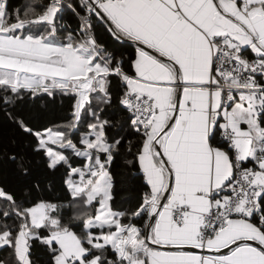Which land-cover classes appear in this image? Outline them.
I'll list each match as a JSON object with an SVG mask.
<instances>
[{
    "label": "snow or ice",
    "instance_id": "6c2138e0",
    "mask_svg": "<svg viewBox=\"0 0 264 264\" xmlns=\"http://www.w3.org/2000/svg\"><path fill=\"white\" fill-rule=\"evenodd\" d=\"M5 127L0 264H264V0H0Z\"/></svg>",
    "mask_w": 264,
    "mask_h": 264
},
{
    "label": "trees",
    "instance_id": "16d2710c",
    "mask_svg": "<svg viewBox=\"0 0 264 264\" xmlns=\"http://www.w3.org/2000/svg\"><path fill=\"white\" fill-rule=\"evenodd\" d=\"M11 2H12L13 4H17V3L22 2V0H11ZM57 115H59V113H57ZM0 131L7 132L8 129L5 127V128H3V129H0ZM121 203L124 204V201H121ZM125 206H126V204H125Z\"/></svg>",
    "mask_w": 264,
    "mask_h": 264
}]
</instances>
